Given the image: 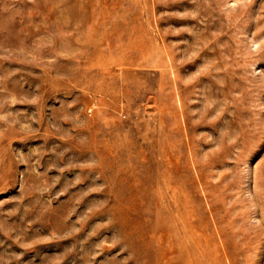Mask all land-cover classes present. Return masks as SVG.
<instances>
[{
	"label": "rangeland",
	"instance_id": "1",
	"mask_svg": "<svg viewBox=\"0 0 264 264\" xmlns=\"http://www.w3.org/2000/svg\"><path fill=\"white\" fill-rule=\"evenodd\" d=\"M0 264H264V0H0Z\"/></svg>",
	"mask_w": 264,
	"mask_h": 264
}]
</instances>
